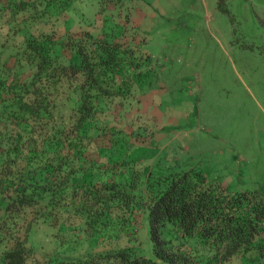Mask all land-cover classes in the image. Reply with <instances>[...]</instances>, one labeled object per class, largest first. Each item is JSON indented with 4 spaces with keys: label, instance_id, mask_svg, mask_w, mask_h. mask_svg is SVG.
<instances>
[{
    "label": "trees",
    "instance_id": "1",
    "mask_svg": "<svg viewBox=\"0 0 264 264\" xmlns=\"http://www.w3.org/2000/svg\"><path fill=\"white\" fill-rule=\"evenodd\" d=\"M79 1L0 0L24 22L11 21L21 49L0 60V264H229L263 251L261 192L230 190L199 168H137L123 157L143 140L99 125L105 101L142 77L136 48L108 31L59 39L25 27ZM61 94L73 106L67 122L56 116ZM104 155L121 162L104 166ZM44 226L56 228L50 255L32 242Z\"/></svg>",
    "mask_w": 264,
    "mask_h": 264
},
{
    "label": "rangeland",
    "instance_id": "2",
    "mask_svg": "<svg viewBox=\"0 0 264 264\" xmlns=\"http://www.w3.org/2000/svg\"><path fill=\"white\" fill-rule=\"evenodd\" d=\"M100 1L74 2L66 14L54 10L41 21L29 18L25 27L59 39L108 31L111 41L137 49L141 79L131 95L107 99L98 120L143 140L123 160L161 174L169 167L199 168L230 190H257L264 198V0ZM22 18L0 8L2 62L21 49L23 35H12L11 21L24 24ZM72 107L61 94L58 120L69 121ZM98 159L104 166L121 162L118 156ZM55 232L34 229L39 254L57 251ZM257 241L264 248V235ZM229 264H264V250Z\"/></svg>",
    "mask_w": 264,
    "mask_h": 264
}]
</instances>
